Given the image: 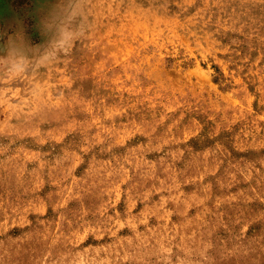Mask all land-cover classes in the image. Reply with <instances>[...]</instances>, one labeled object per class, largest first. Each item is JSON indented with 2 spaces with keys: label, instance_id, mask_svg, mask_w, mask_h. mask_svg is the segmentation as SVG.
I'll return each mask as SVG.
<instances>
[{
  "label": "rangeland",
  "instance_id": "obj_1",
  "mask_svg": "<svg viewBox=\"0 0 264 264\" xmlns=\"http://www.w3.org/2000/svg\"><path fill=\"white\" fill-rule=\"evenodd\" d=\"M0 264H264V0H0Z\"/></svg>",
  "mask_w": 264,
  "mask_h": 264
}]
</instances>
